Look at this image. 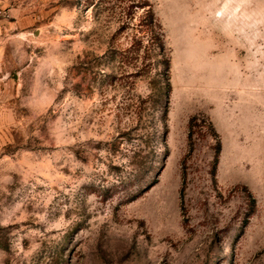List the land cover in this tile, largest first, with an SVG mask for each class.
<instances>
[{
	"label": "rangeland",
	"instance_id": "obj_1",
	"mask_svg": "<svg viewBox=\"0 0 264 264\" xmlns=\"http://www.w3.org/2000/svg\"><path fill=\"white\" fill-rule=\"evenodd\" d=\"M150 1L171 92L139 120L111 14L0 0V264H264V0Z\"/></svg>",
	"mask_w": 264,
	"mask_h": 264
},
{
	"label": "trees",
	"instance_id": "obj_2",
	"mask_svg": "<svg viewBox=\"0 0 264 264\" xmlns=\"http://www.w3.org/2000/svg\"><path fill=\"white\" fill-rule=\"evenodd\" d=\"M85 6L91 7L95 14L98 10L111 14L119 23L117 36L128 33L127 47L112 48L105 53L111 61H116L122 66L121 70L132 71L125 76L128 84L124 86L129 84L130 87L134 86L135 81L141 77L148 80V97L137 96L139 101L136 102V106L135 103L129 105L127 109L129 114L142 120L146 110L143 108L147 106L148 109L152 107L154 111L162 108L165 118L171 92V59L166 45L165 29L156 15L153 3L150 0H86ZM114 77L111 74L106 76L108 79ZM189 121L188 146L190 152H193L192 129L198 117H193ZM219 153L220 148L217 155ZM253 203H256L255 199Z\"/></svg>",
	"mask_w": 264,
	"mask_h": 264
}]
</instances>
